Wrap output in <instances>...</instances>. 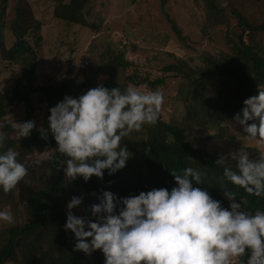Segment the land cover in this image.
<instances>
[{
    "label": "trees",
    "instance_id": "obj_1",
    "mask_svg": "<svg viewBox=\"0 0 264 264\" xmlns=\"http://www.w3.org/2000/svg\"><path fill=\"white\" fill-rule=\"evenodd\" d=\"M55 3L53 16L68 26H80L97 30L95 23L88 21V6L91 0H51ZM136 0H133L135 2ZM166 0H161V11L181 41H185L181 29L165 9ZM13 9L14 20L10 24L15 43L7 47L5 32L8 27V14ZM238 25L246 32L238 35L232 44L231 54L213 56L205 54L202 65L191 66L187 60L177 59L163 69L164 76L155 80L127 75L122 82L112 79L99 81V71L84 72L82 76L68 78L60 83L35 86L37 80V51L27 39L38 32L42 23L33 15L27 0H0V61L22 64V73L14 87L4 92L0 87V122L6 134L13 128L6 118L13 113V107L22 103L25 107V121H33L37 107L34 96L52 97L60 100L67 95L73 98L90 88L102 85L105 88L128 85H147L156 90L166 84L168 75H173L188 85V90L180 92L185 114L181 120L166 122L159 113L154 125L144 126L139 132H132L121 143L130 153L123 169L109 175L104 170L103 177H91L87 182L82 178L66 181L63 173L65 157L56 152V143L49 133L41 135L34 123L31 134L25 139L24 156L27 152L28 175L8 194L0 192V209L8 208L14 223L0 230V264H103L104 257L97 250L89 255L73 251L74 237L64 230L66 205L73 196L82 197L80 216L88 215L84 210L97 203L93 193L112 192L118 199L147 192L152 188L164 187L170 190L175 186L170 171L192 167L204 172L202 183L209 195L228 207L230 203L224 193L227 190L236 194V202L243 201L245 210H264V196L257 198L234 187L227 181L220 186L222 170L216 161L221 155L239 150L232 142L220 145L214 142L211 131L225 120H233L243 107V100L257 94L258 85L264 87V45L248 43L257 34H264V22L249 23L237 15ZM113 65L125 70L132 63L125 59V53L116 54L111 49L103 53ZM103 61V59L101 60ZM59 100V101H60ZM50 101V100H49ZM57 103V102H56ZM50 101V107L56 105ZM53 104V105H52ZM50 115V112H49ZM251 123V122H249ZM48 126L44 129L47 130ZM5 149L17 150V141L6 135ZM250 159L258 158V148L245 147ZM22 149V148H20ZM39 150L46 152L39 162L33 156ZM18 159V156H17ZM229 163H232L229 161ZM247 255L239 257L235 264H246Z\"/></svg>",
    "mask_w": 264,
    "mask_h": 264
},
{
    "label": "clouds",
    "instance_id": "obj_2",
    "mask_svg": "<svg viewBox=\"0 0 264 264\" xmlns=\"http://www.w3.org/2000/svg\"><path fill=\"white\" fill-rule=\"evenodd\" d=\"M163 96L159 89L142 92L128 84L123 90L98 85L76 98L65 96L49 109L48 129L56 152L62 154L66 181L102 178L125 167L130 153L121 141L144 126L154 125ZM233 120L246 135L242 147L216 161L224 182L260 198L264 196V87L243 100ZM251 122V123H249ZM33 121L13 123V134L28 137ZM2 129V126H0ZM6 134L0 130V192L8 194L28 175L13 148L5 149ZM243 142L258 146V158L250 159ZM231 161L232 163H229ZM175 186L152 188L117 198L110 191L93 193L97 203L73 214L82 197L73 196L66 205V232L74 237L73 251L89 255L99 250L103 264H232L247 255L246 264H264V210H245L243 201L227 190L228 207L213 199L203 187L204 172L184 167L170 171ZM0 222L11 224L13 216L0 209Z\"/></svg>",
    "mask_w": 264,
    "mask_h": 264
},
{
    "label": "rangeland",
    "instance_id": "obj_3",
    "mask_svg": "<svg viewBox=\"0 0 264 264\" xmlns=\"http://www.w3.org/2000/svg\"><path fill=\"white\" fill-rule=\"evenodd\" d=\"M27 1L35 19L42 23L38 32H33L27 37L37 51V87L60 83L90 71H99L98 80L101 82L107 79L122 82L131 74L155 80L163 77V69L177 59L187 60L195 67L202 65V57L205 54H231L232 43L237 41V36L246 34L238 25L237 15L243 16L252 24L264 22V0H166L167 13L185 37V41H181L161 11V0H91L87 9L88 21L95 23L97 30L68 26L56 19L53 16L55 3L51 0ZM13 20L14 12L11 8L5 32L8 48H12L15 43L10 27ZM247 42L264 45V34L259 33L253 39L248 38ZM108 49L116 54L124 52L125 59L132 63V66L123 70L113 65L105 56L102 58ZM21 73L20 62L0 61L1 89L4 92L11 90ZM137 87L145 93L153 91L145 84ZM159 90L163 96L160 113L164 121L181 120L185 108L179 93L188 90L187 83L169 74L166 84ZM38 97L34 96L33 100L37 107L34 123L38 129H45L48 126L50 101L54 104L59 102L60 98L57 94L50 98L44 95L39 101ZM24 116V105L17 103L6 121L12 126L13 123L24 122ZM0 126V130L6 134L2 122ZM237 133L246 135L234 120H225L211 131L214 142L220 145L232 142L242 146V140ZM6 135L17 141L19 148L16 152L18 160H21L27 137L18 140L13 133ZM243 143L244 147L258 148L254 142ZM45 153L44 150L37 151L32 157L33 162L41 161ZM27 156L26 152L21 163L28 169ZM82 213L81 206L73 209L74 215L80 216ZM13 223L0 222V230ZM238 258H235L232 264H235Z\"/></svg>",
    "mask_w": 264,
    "mask_h": 264
}]
</instances>
